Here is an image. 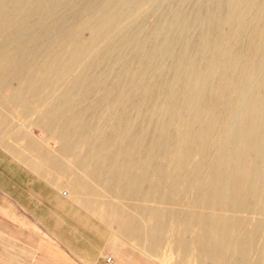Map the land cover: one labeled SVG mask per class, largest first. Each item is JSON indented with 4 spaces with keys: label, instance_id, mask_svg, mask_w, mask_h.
<instances>
[{
    "label": "bare ground",
    "instance_id": "6f19581e",
    "mask_svg": "<svg viewBox=\"0 0 264 264\" xmlns=\"http://www.w3.org/2000/svg\"><path fill=\"white\" fill-rule=\"evenodd\" d=\"M0 104L154 203L122 234L264 264V0H0Z\"/></svg>",
    "mask_w": 264,
    "mask_h": 264
},
{
    "label": "crops",
    "instance_id": "0c3cea01",
    "mask_svg": "<svg viewBox=\"0 0 264 264\" xmlns=\"http://www.w3.org/2000/svg\"><path fill=\"white\" fill-rule=\"evenodd\" d=\"M44 164L0 146V264H149L119 254L91 192L77 201L86 195L50 183Z\"/></svg>",
    "mask_w": 264,
    "mask_h": 264
},
{
    "label": "rangeland",
    "instance_id": "374dc122",
    "mask_svg": "<svg viewBox=\"0 0 264 264\" xmlns=\"http://www.w3.org/2000/svg\"><path fill=\"white\" fill-rule=\"evenodd\" d=\"M3 93H9L8 90L3 89ZM32 105L35 104V100L29 101ZM0 120L10 119L15 128L12 130L3 128L0 126V146L7 145L11 147V153L13 156H40L44 153L46 155L55 156L56 158H45V164L43 166L44 175L50 180L49 182L55 184L60 189L65 190L73 189L79 191V194H85L86 196L77 195L76 200L89 199V196L83 190H89L91 192L92 204H99V216L103 220L107 219L108 234L113 243L115 238H119V254L125 256H131L145 260L149 264H185L186 260L189 263L195 264L198 261H191L193 257L191 255L182 257V251L175 248L171 236H164L163 239L156 244L151 239H141L127 234H122V227L119 224V210L126 211L132 214H140L139 210H136L132 204H148L153 205L152 201H143L139 199H126L124 200L118 193V190L108 191L106 186L107 182L104 178L90 177L87 173V164L76 163L72 155L59 152V141L55 139H46L47 132L45 129L39 128L36 124L32 123L34 116H23L19 112L18 107L5 108L0 104ZM44 138V140H43ZM39 139L44 143L39 142ZM38 141V142H37ZM37 142V143H36ZM34 145L36 149L34 148ZM40 145L42 148L41 154L38 152L37 147ZM54 154V155H53ZM59 156H58V155ZM85 166V167H84ZM61 167V168H60ZM47 174L51 175L49 178ZM46 178V179H47ZM94 178V179H93ZM88 185V186H87ZM81 190V191H80ZM97 190V191H96ZM125 204V205H123ZM119 205L123 208H119ZM129 207V208H128ZM98 219V215L95 216ZM146 221L151 218L143 215L142 217ZM170 234V231L167 232Z\"/></svg>",
    "mask_w": 264,
    "mask_h": 264
}]
</instances>
